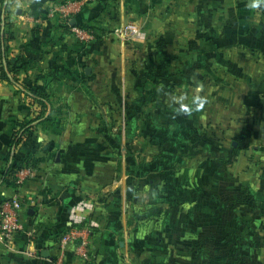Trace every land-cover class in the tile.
Instances as JSON below:
<instances>
[{
    "label": "crops",
    "instance_id": "crops-1",
    "mask_svg": "<svg viewBox=\"0 0 264 264\" xmlns=\"http://www.w3.org/2000/svg\"><path fill=\"white\" fill-rule=\"evenodd\" d=\"M66 1L0 0V25L5 17L12 32L10 56L24 63L17 82L0 79V215L4 201H23L21 228L11 240L0 236V264H57L56 236L80 201L91 204L81 215L98 223L92 258L66 253L62 264H201L203 247L218 248L219 229L232 247L230 263L238 255L242 264H264V0H76L66 13L95 35L83 44L61 27L58 5ZM140 70L146 73L139 83L133 74ZM23 84L44 94L50 121L17 149L36 171L14 187L11 176L3 178L12 131L39 110ZM161 85L201 89L195 100L202 96L207 106L197 111L208 115L198 120L211 121V135L222 136L212 146L209 191L199 167L189 209L187 182L171 176V162L156 159L149 143ZM186 97L180 91L182 103ZM144 103L146 122L138 130ZM113 116L124 128L117 121L109 126ZM182 116L185 133L187 113ZM161 184H171V193H160ZM151 193L146 215L141 205ZM168 212L178 220L157 223ZM203 232L211 233L210 244ZM185 233L193 237L181 239ZM189 240L194 256L186 255Z\"/></svg>",
    "mask_w": 264,
    "mask_h": 264
},
{
    "label": "rangeland",
    "instance_id": "rangeland-1",
    "mask_svg": "<svg viewBox=\"0 0 264 264\" xmlns=\"http://www.w3.org/2000/svg\"><path fill=\"white\" fill-rule=\"evenodd\" d=\"M145 28V27H144ZM140 57H141V64L140 69H143V65L145 64V50L142 49L143 47H140ZM143 50V53L141 52ZM128 64L131 63L130 60L127 61ZM145 71H138L136 75L133 74V80H136L137 82H141L142 77L145 75ZM126 79H129V73L126 75ZM158 80H161V78H157ZM186 92V103H182L179 99V93ZM200 90H197L193 87H188L186 89H179L176 87H169L166 86H160L159 89H156L155 93V118H154V126L151 128L150 131H152V134L155 136L153 138L152 142H149L151 145L150 147L153 149L155 153V158L161 160V163H168V161L171 162L170 170L171 176L180 175L182 181L187 182L188 185H185V194L187 199L192 198V188L194 187L193 181L195 176V171L198 173V168L202 169V178H203V191L208 192V186L205 187V181L210 182L211 176H212V167H210V162H212L211 158L216 159V153L212 151V146H215L218 144L217 140L221 139L220 133L212 134V129L214 128V124H211V121L208 120H198L199 115L202 113L203 115H208L206 112L198 113L197 110H201L203 106H207V103H204V99L202 96L200 97L199 101L195 100V97L198 96V93H200ZM203 91L207 92V96L209 95L210 89H203ZM183 94V93H182ZM181 94V96H182ZM202 94V93H201ZM209 99V98H208ZM201 102V103H200ZM141 110L138 114V119L140 120L139 123L141 125L139 126L138 130L142 128V126H145L146 122V104L140 105ZM202 106V107H200ZM162 111H168L165 113L164 116V122H162L163 119V113ZM186 112V123L188 127L187 132L184 133L182 130L183 123L180 119H184L182 116V113ZM145 117V118H144ZM118 119H115V116L112 117L110 120V125L112 128L115 127L116 121L117 126L121 124V127L124 128L123 121L118 124ZM152 121V120H150ZM184 121V120H182ZM137 124V122H136ZM135 124L133 123L132 118L128 119L127 122L125 121V127L129 128V131L132 130V127H134ZM190 128V129H189ZM201 133V134H200ZM145 144V141H143ZM165 149V150H164ZM170 150V152H168ZM196 158V159H195ZM180 161L183 166L178 167L177 162ZM183 161V162H182ZM194 162L196 163L197 168L194 166ZM213 160V165H216ZM172 163H174L172 165ZM161 165V164H159ZM161 165L160 167H162ZM166 171V169H163V172ZM216 171V168H215ZM199 177V175H198ZM173 181V180H172ZM174 183V182H172ZM164 186V185H163ZM162 184L158 185L156 187L157 190H159L160 193H171V184L170 187H165V189H162ZM152 193L149 196H145L143 205H141V208L146 209L147 212L151 213L153 205L152 203ZM161 201H155V204L160 203ZM193 203V199L187 200L186 207L189 209ZM207 203V206L209 205V202H206L204 200V204ZM207 212H209L208 208H206ZM193 213V211H192ZM178 216L171 215L168 212V215L165 220H163V216H160V218H157V223L160 225L163 224H169L174 223L178 220ZM221 217V216H220ZM226 217V215H225ZM146 218V217H145ZM207 218H210L207 216ZM189 223L192 225L194 222V216L192 214V217L189 218ZM144 221V220H143ZM205 221V218H204ZM188 223V224H189ZM215 236L217 238V241H215V245L218 246V248H213L210 246L203 247L202 252V263L201 264H242L241 262H238L241 260L239 256L235 258V262L230 263L228 259H226L227 252H229L232 247L227 246L226 237L225 234H223V231L219 229V231L214 232ZM236 234V233H235ZM210 232H203L202 233V239L205 243L210 244ZM193 237V233H185L181 239H188ZM219 239V243H218ZM224 240L221 244V241ZM189 240L186 244V255L187 256H194V246L193 243ZM235 255V254H233ZM189 261V260H188ZM189 264V263H188Z\"/></svg>",
    "mask_w": 264,
    "mask_h": 264
},
{
    "label": "built area",
    "instance_id": "built-area-1",
    "mask_svg": "<svg viewBox=\"0 0 264 264\" xmlns=\"http://www.w3.org/2000/svg\"><path fill=\"white\" fill-rule=\"evenodd\" d=\"M76 3V0H68L60 3V13L64 16L61 24L67 32L79 43H87L93 40L94 34L83 26L71 24V19L67 10ZM35 166L24 163L15 174L14 178L18 185L26 182L35 175ZM91 204L86 201L76 203L70 209L69 225L56 236L59 254L56 256V263L62 264L64 254H68L81 261L88 262L92 258V236L98 227V223L93 218H87L81 213L89 208ZM23 208V201L19 196H15L2 203L0 215V236L5 240H11L21 228L20 211Z\"/></svg>",
    "mask_w": 264,
    "mask_h": 264
},
{
    "label": "trees",
    "instance_id": "trees-1",
    "mask_svg": "<svg viewBox=\"0 0 264 264\" xmlns=\"http://www.w3.org/2000/svg\"><path fill=\"white\" fill-rule=\"evenodd\" d=\"M0 25V79L17 82V74L19 69L24 65L20 61V58L10 56L9 50V40L12 38V32L9 29V23L7 20L2 18ZM87 29L86 26H83ZM89 30V29H88ZM90 31V30H89ZM94 34V33H93ZM95 37V35H94ZM22 90L25 96L29 98L30 102H34L39 107L37 114H35L30 120L24 121L20 120L16 123L10 141V147L6 155V169L3 178L7 176L12 177L11 185L17 186L14 178L15 172L21 168L24 163L35 166V162L31 157H19L17 156V149L20 145L27 140L32 133L35 131L36 126L42 124L43 122L50 121L46 116H43L46 104L45 96L38 89L22 85Z\"/></svg>",
    "mask_w": 264,
    "mask_h": 264
},
{
    "label": "water",
    "instance_id": "water-1",
    "mask_svg": "<svg viewBox=\"0 0 264 264\" xmlns=\"http://www.w3.org/2000/svg\"><path fill=\"white\" fill-rule=\"evenodd\" d=\"M255 0H248L249 5H252ZM71 24H74V20H71ZM43 254H46L43 252Z\"/></svg>",
    "mask_w": 264,
    "mask_h": 264
}]
</instances>
